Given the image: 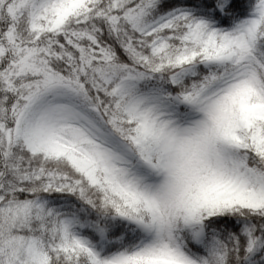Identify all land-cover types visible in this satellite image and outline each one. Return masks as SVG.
Returning a JSON list of instances; mask_svg holds the SVG:
<instances>
[{"label":"snow or ice","instance_id":"snow-or-ice-1","mask_svg":"<svg viewBox=\"0 0 264 264\" xmlns=\"http://www.w3.org/2000/svg\"><path fill=\"white\" fill-rule=\"evenodd\" d=\"M0 264H264V0H0Z\"/></svg>","mask_w":264,"mask_h":264}]
</instances>
